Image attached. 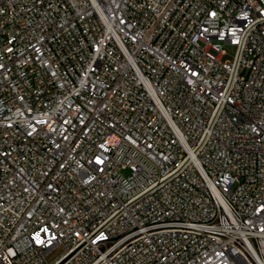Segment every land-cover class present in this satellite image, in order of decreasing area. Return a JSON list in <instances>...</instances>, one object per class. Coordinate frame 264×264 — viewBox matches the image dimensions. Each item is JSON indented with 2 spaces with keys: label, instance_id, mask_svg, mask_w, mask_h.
<instances>
[{
  "label": "built area",
  "instance_id": "built-area-1",
  "mask_svg": "<svg viewBox=\"0 0 264 264\" xmlns=\"http://www.w3.org/2000/svg\"><path fill=\"white\" fill-rule=\"evenodd\" d=\"M0 264H264V0H0Z\"/></svg>",
  "mask_w": 264,
  "mask_h": 264
},
{
  "label": "rangeland",
  "instance_id": "rangeland-1",
  "mask_svg": "<svg viewBox=\"0 0 264 264\" xmlns=\"http://www.w3.org/2000/svg\"><path fill=\"white\" fill-rule=\"evenodd\" d=\"M228 54L226 55L225 59L232 58L234 49L231 46L226 47ZM64 252V248L62 246H57L53 248L46 256V259L48 263H52L57 258L60 257V255Z\"/></svg>",
  "mask_w": 264,
  "mask_h": 264
}]
</instances>
